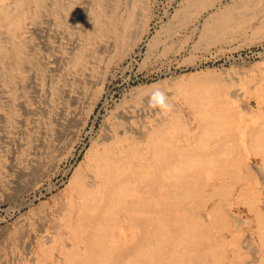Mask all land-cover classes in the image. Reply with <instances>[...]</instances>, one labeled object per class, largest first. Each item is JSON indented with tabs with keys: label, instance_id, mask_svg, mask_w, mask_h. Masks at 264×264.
<instances>
[{
	"label": "rangeland",
	"instance_id": "374dc122",
	"mask_svg": "<svg viewBox=\"0 0 264 264\" xmlns=\"http://www.w3.org/2000/svg\"><path fill=\"white\" fill-rule=\"evenodd\" d=\"M45 1L38 12L29 0H0V10L9 4L8 9L24 15L18 29L0 19L5 46L9 49L12 41L22 43L24 57L20 62L15 56L0 54V264H21L28 261L26 256L37 258L44 237L58 231L69 212L75 176L84 171L103 130L123 123L120 115L129 116L135 127L149 124L159 109L180 108L186 99L194 101L192 97L208 104L230 100L237 108L264 106V0ZM99 12L110 13L104 15L110 28L115 23V28H122L126 15V22L134 20L125 38L129 43L98 31L93 41L88 40L87 21ZM157 91L164 93L163 103L150 105L148 96ZM148 133L144 130L145 136ZM249 160L252 169L260 167L257 158ZM237 196L235 191L232 201Z\"/></svg>",
	"mask_w": 264,
	"mask_h": 264
},
{
	"label": "bare ground",
	"instance_id": "6f19581e",
	"mask_svg": "<svg viewBox=\"0 0 264 264\" xmlns=\"http://www.w3.org/2000/svg\"><path fill=\"white\" fill-rule=\"evenodd\" d=\"M29 1L38 7V12L41 11L39 8L44 0ZM8 5L0 10V19L18 29L24 15L17 9H8ZM197 6L201 8L199 3ZM69 8L71 10L72 6ZM105 14L99 12L91 19L89 17L84 30L88 29L89 41H93L98 32L112 36L120 43L129 37L133 17H130L132 23L126 22V15L119 29L114 27L117 23L112 25L111 22V28L106 26ZM12 42L7 49L0 37V54L15 56L22 62L23 44ZM111 49L114 52L113 47ZM192 98L194 101L186 99L180 108L159 109L156 115L153 113L155 116L149 124L136 127L129 116L118 115L123 123L103 130L84 171L75 176L69 212L58 226L59 230L44 237L37 248V258L26 256L28 261L21 264H246L248 259H251L250 264H264V106L254 110L251 105L237 108L230 100L208 104L200 97ZM144 130L149 132L146 136ZM250 156L259 160L260 167L255 165L252 169ZM24 177L20 176V179L24 180ZM14 180L17 182V178ZM233 191L238 193L236 202L232 201ZM245 227L247 231L243 229ZM31 249L26 252L28 255Z\"/></svg>",
	"mask_w": 264,
	"mask_h": 264
},
{
	"label": "clouds",
	"instance_id": "9594fccd",
	"mask_svg": "<svg viewBox=\"0 0 264 264\" xmlns=\"http://www.w3.org/2000/svg\"><path fill=\"white\" fill-rule=\"evenodd\" d=\"M163 97H164V93L163 92H159L157 91L149 100L150 105L152 104V101L155 100L156 101V105L153 106H157L163 103Z\"/></svg>",
	"mask_w": 264,
	"mask_h": 264
}]
</instances>
